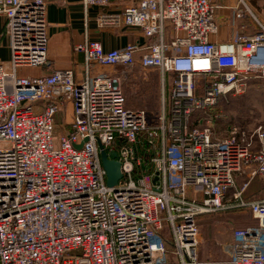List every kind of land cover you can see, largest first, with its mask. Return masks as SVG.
Listing matches in <instances>:
<instances>
[{
  "label": "built area",
  "instance_id": "obj_1",
  "mask_svg": "<svg viewBox=\"0 0 264 264\" xmlns=\"http://www.w3.org/2000/svg\"><path fill=\"white\" fill-rule=\"evenodd\" d=\"M248 2L142 0L108 12L110 0H83L102 9L100 28L136 29L144 42L77 46L87 63L124 71L77 81L72 70L18 72L49 66V0H0V44L7 39L10 51L0 59V264H168L171 249L199 264L198 219L236 209L256 225L234 231L228 264H264V198H243L254 179L264 186V127L214 134L220 107L264 80V14ZM226 9L258 30L213 41ZM136 68L159 72L163 88L169 78V104L163 91L158 109L127 108L123 81ZM66 104L70 130L57 138ZM99 145L121 164L114 188ZM238 176L248 180L236 190Z\"/></svg>",
  "mask_w": 264,
  "mask_h": 264
},
{
  "label": "crops",
  "instance_id": "obj_2",
  "mask_svg": "<svg viewBox=\"0 0 264 264\" xmlns=\"http://www.w3.org/2000/svg\"><path fill=\"white\" fill-rule=\"evenodd\" d=\"M142 0H110L109 6L105 9L108 12H122L126 8L136 7ZM217 5L232 6L230 0H211ZM233 1V0H232ZM102 9L100 7H88L85 8L83 0H49L47 7V22H48V67L40 68L35 73L39 75H49L55 71L72 70L74 77L77 81L83 80L88 73L102 71L107 68H101L94 66L92 63H87L85 55L82 52L76 50L77 46L84 44L87 41H98L102 44L105 50L120 49L128 44L143 43L144 37L141 32L136 29H123L121 31L100 28L98 25V17ZM227 12L221 10L218 13L217 20L219 26L224 22H228L226 16ZM226 16V17H225ZM5 18L0 16V35L3 32L5 25ZM212 40L230 41L231 39L222 36H216ZM10 57L9 44L7 39H3L0 44V59L8 61ZM139 69V68H138ZM149 74V73H148ZM162 92L167 91V86L162 87ZM244 96L234 97L243 99ZM241 100V101H242ZM236 102L233 106L230 104L228 111L238 105ZM160 103L155 102L151 107L153 109L159 108ZM221 106L223 112L224 107ZM67 113L71 112V106L66 104L65 109ZM63 111V112H65ZM63 112L57 116V135H63L70 130V126L65 125V121H59V118L63 116ZM229 113V112H228ZM225 123H215V131L220 134L219 138L225 137L221 134L225 130ZM231 127V125H230ZM225 133V132H224ZM246 176H238L236 180V190H239L242 185L247 181ZM243 198L247 201L259 200L264 198V186L260 178L254 179L244 192ZM228 217L227 219H233L237 223L238 228L250 227L255 220L252 218L251 213L247 209H236L229 211L225 214L214 215V228L212 225L207 224V230L202 231L204 235V241L198 249V262L199 264H228L229 254L228 248L233 243V228L230 223L221 220V217ZM204 222H208L211 217H204ZM208 218V219H206ZM201 220V222H202ZM213 220V219H210ZM229 221V220H228ZM214 232H213V229ZM170 256V255H169ZM168 256V264L170 259Z\"/></svg>",
  "mask_w": 264,
  "mask_h": 264
},
{
  "label": "rangeland",
  "instance_id": "obj_3",
  "mask_svg": "<svg viewBox=\"0 0 264 264\" xmlns=\"http://www.w3.org/2000/svg\"><path fill=\"white\" fill-rule=\"evenodd\" d=\"M236 3V0H235ZM251 6L254 12L256 13L257 17L262 19L263 21V12H264V0H249L248 2ZM230 4H234V0H230ZM225 7H236V4L232 6H226ZM227 13L225 14L227 17L228 22H224L223 25L220 26V31H219V36H224L225 38L232 39L237 35H242V36H247V35H252L258 30V24L257 22L251 17H244V18H239L237 15V11L234 10H229L226 9L224 10ZM225 16V17H226ZM108 71L106 72H113L114 74L118 76H123L124 72L122 69H118L113 71L112 69H107ZM35 69H19L18 72L22 74H36ZM167 86V91L165 92V97L167 100V104H169L170 100V80L167 78L166 84ZM123 87L126 93L127 97V108L136 110V109H153L149 108L152 106L153 103L159 102L160 99L163 95L162 92V80L159 72H151L147 73L145 76L144 73L136 68L133 71H131L128 75H125L124 81H123ZM242 98H238V100H235V98H231L230 104L233 106L236 102L241 101L238 103L236 107L228 111V107H224L223 109V114L222 117H220L221 120L219 122H215L216 124L220 123H227L228 126H225V130L233 126L236 127H242L244 129L252 131L253 129L262 126L264 127V80L260 81H253L250 85L249 90L247 91L246 94L243 95ZM158 109V108H157ZM65 111V110H64ZM68 112V111H67ZM66 111L63 112V116L59 118V121H65V123L69 122L71 120V112L67 113ZM229 112V113H228ZM215 126L214 125V134L215 137L218 134L215 131ZM225 132V133H224ZM223 136L229 135V131H223L221 132ZM60 135H57V138H59ZM223 138V137H222ZM2 148H9V145H1ZM110 154L112 156H117V153L115 150H111ZM225 214V213H221ZM215 215V214H214ZM214 215H208V216H203L200 219H198V224L200 227V232L202 236V240L197 248V253L200 245L204 241V235L202 231H206L207 227L206 225H212L214 228ZM204 217H211L210 219L213 220H208V222H204L202 219H205ZM228 218V217H227ZM226 217L222 216L221 220L226 221L231 224L233 230H238V229H243V228H238L237 223L233 219H227ZM208 219V218H206ZM202 220V222H201ZM229 220V221H228ZM256 222H253L251 226H255ZM212 228V229H213ZM214 232V229H213ZM234 233V232H233ZM167 236H169L170 231L167 228V231L165 232ZM169 259H170V264H182V261L180 260V257L173 253V249L170 250L169 253ZM198 256V255H197Z\"/></svg>",
  "mask_w": 264,
  "mask_h": 264
},
{
  "label": "water",
  "instance_id": "obj_4",
  "mask_svg": "<svg viewBox=\"0 0 264 264\" xmlns=\"http://www.w3.org/2000/svg\"><path fill=\"white\" fill-rule=\"evenodd\" d=\"M99 147L102 165L107 173V184L109 187L114 188L123 178L121 164L117 160V156L107 153L102 145H99Z\"/></svg>",
  "mask_w": 264,
  "mask_h": 264
},
{
  "label": "trees",
  "instance_id": "obj_5",
  "mask_svg": "<svg viewBox=\"0 0 264 264\" xmlns=\"http://www.w3.org/2000/svg\"><path fill=\"white\" fill-rule=\"evenodd\" d=\"M218 114H219V113H218ZM219 120H221V119H220V118H217L215 122H219ZM117 145H118V143H117Z\"/></svg>",
  "mask_w": 264,
  "mask_h": 264
}]
</instances>
